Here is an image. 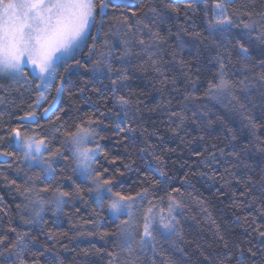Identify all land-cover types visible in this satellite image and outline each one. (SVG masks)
<instances>
[{
  "label": "snow or ice",
  "instance_id": "obj_1",
  "mask_svg": "<svg viewBox=\"0 0 264 264\" xmlns=\"http://www.w3.org/2000/svg\"><path fill=\"white\" fill-rule=\"evenodd\" d=\"M163 9L158 8L155 0L149 3H136L135 0H0V77H5L15 84L26 85L30 90L32 84H35L36 99L35 102L27 104V110H23V115H17L16 119L21 123L16 125H0V141L9 139L12 145L19 149L20 156L17 157L15 151H8L0 148V157L6 161L20 158L27 162V167L31 169L33 166L39 169V173L28 175L25 171L27 181H34L43 177L49 180L69 179L71 176L63 175V169L59 168L60 161H71L74 165L72 172L88 182L89 193H94V202L97 208L103 209L105 203L113 219L120 221L117 225L118 232L98 233L85 229L80 235H100L101 239L108 236L116 237L110 241L114 245L112 251L107 252V264H136V260L141 257L146 250L156 251V246L160 241L173 242L174 237H181L180 220L177 218L178 210L182 208V202L176 193H183L179 187L173 188L167 194V205L162 206L154 203L149 199L151 195L148 187L136 192L135 195L125 194L116 190L120 177L127 172L138 171L135 168L136 159L129 153L125 158L120 156H112L110 153L101 148L100 140L105 137L100 136L97 127L104 121L97 118L95 114L85 116H77L73 121L71 129L65 127L66 121L62 120L60 115H56V105L59 98L67 91V85L73 84V76L82 78L83 74L77 69H83L91 74V79L103 83L106 78L110 81L109 91L110 98H105V111L100 112V117L114 118L113 122L119 129L118 134L122 135L121 140L117 143L127 141L125 150L129 146L138 148V155L141 160L145 161V166L152 168L154 173H158L163 179L168 173L163 170L161 165L164 163V157L157 150L163 146L165 136L161 129H153L151 132L144 126L140 113L143 111L139 105L143 101L137 96L133 99L130 86L127 83L132 79L131 72L134 68L142 67L134 63L132 57L145 54L148 60L152 62L154 70L161 75V84L167 81L164 78L163 69L156 67L159 63L153 57L159 51V45L167 43V40L161 35L157 28L158 24L166 22L164 13L166 11L180 14V7L177 3H182L186 9L191 10L194 15L197 11V5H203L205 18V31L212 38L215 45L219 39L225 44L226 59L228 63H232V52L235 51L236 58L240 62L241 69L246 73L245 78L239 81V88L227 76V64L225 56L218 53L215 61L219 66L218 82L210 83L208 86L209 93L213 98L220 94L230 96L229 103L235 102L240 109H246L243 114L247 120L245 127L249 130L259 143L256 145L259 151L264 152V136L258 135L259 130L264 128V119L257 123L248 113V103H253L250 93L257 85L264 95V56L258 63H252L253 57L250 49L264 45V9L259 12L247 10V6L237 10L232 7L235 0H161ZM186 19H190L188 12L184 13ZM254 16L256 18H254ZM111 18L112 24H108V18ZM233 29H240L238 33H233ZM95 32L96 35H92ZM190 35L193 39L203 42L206 37L203 33L193 31L189 33L187 29L181 28L175 33L176 39L179 41L178 47L183 48L185 41L181 36ZM171 34V33H170ZM102 37V44L98 38ZM226 42V43H225ZM91 44V47L88 45ZM133 45L142 46L140 51H135ZM218 47V46H217ZM122 49L119 54L117 50ZM87 52L91 67L83 62V55ZM264 52V49H262ZM99 53V55H97ZM175 59V47L173 53ZM120 62V67H114L112 61ZM180 64L188 71L184 73L189 83L195 85L196 80L189 76L192 65H186L183 61ZM258 69V71H257ZM199 72V67H196ZM58 81V83H55ZM89 83L84 81L85 86ZM175 85V81H172ZM54 87L55 97L47 107H43V114L52 125L45 130V134H41L33 129L40 127L39 117L37 115L41 106L44 92L49 86ZM124 89H129L128 94H120ZM92 91L99 92L100 89L92 88ZM236 90L245 93L244 97L237 96ZM80 93L85 91L84 87L79 89ZM191 94L185 95L184 100L192 99ZM107 99L112 100V107H108ZM247 101L248 103H245ZM8 101L4 96H0V104H6ZM171 104H161L158 107L167 109ZM119 109V111H116ZM189 111L187 104L179 110H168L169 127L166 129L173 137L180 138L181 142H192L195 140L204 141L205 136L199 135L192 137L190 140L186 138L185 124L191 120L193 124H198V113L192 111L191 117L187 115ZM55 116V120L52 117ZM175 120H172V118ZM59 121V123H56ZM209 123H211L209 121ZM174 125V126H172ZM231 141L226 147H218L212 145L216 151H211L205 156L202 151H194L193 155L204 157L203 166L208 168L210 165H224V172L228 176L235 177V173L225 163V159L230 157L232 168H239L241 165L249 167V165L241 158L242 153L247 149V144L237 145L232 141L237 140V135L232 129ZM155 137L156 142H151V138ZM54 141L56 143H54ZM207 151V150H205ZM70 153L66 156L65 153ZM103 155L108 165H113L111 169L107 166L100 165L97 157ZM151 157V160H149ZM152 161H156L155 165ZM17 170H23L20 163L17 162ZM193 175H208L206 172H196ZM210 179H215L212 174ZM0 179L7 182V186H15L17 191L21 190V186L17 184L15 179H10L5 174H0ZM169 180L173 177H168ZM230 182V181H228ZM239 182V181H238ZM160 180H156L155 184H159ZM184 184H190L188 176L185 175ZM75 184V181H73ZM167 184V181H165ZM257 184L261 188V206L257 208V213L262 219L257 222L254 217L251 220V231L264 239V176L259 181L253 180L252 177L247 178L245 192L247 195ZM39 191L47 192L48 187L40 188ZM57 195L51 201L41 199L34 184L27 186L21 195L35 207L32 208L31 217L21 219L25 225L33 224L36 221L43 223L41 213L45 210V204L50 203L54 206L55 211L62 210V206L69 203L68 197L83 199V189L76 185L74 192L60 191L56 189ZM36 193L35 196L29 194ZM2 199V197H0ZM254 200L255 197H252ZM160 201L164 197H159ZM148 204L146 211L142 214L138 223L134 218L133 208L136 205ZM251 206V205H249ZM25 208L28 205L24 206ZM20 209L21 206L17 205ZM3 211V209H0ZM23 211V209H21ZM95 212V209L93 210ZM55 214V213H54ZM99 215L98 212L95 213ZM247 222V221H246ZM96 223V221H92ZM9 231L14 232L15 239L5 244L8 240L6 235H0V245H4L0 255L3 252L9 253L16 257V264H28L24 259V254L30 251V245L35 244L36 238L30 236L28 232L18 231L17 228L11 227L9 222ZM49 238H54L49 234ZM224 239L223 236L220 237ZM225 242V247H227ZM43 247V246H41ZM67 248V245L64 246ZM120 249L127 253V256L121 257ZM178 251H183L177 246ZM241 256L244 249H238ZM46 252H50L49 261L51 264H64L58 253H52L51 249H44L39 255L43 256ZM99 251V250H97ZM252 256H256V252L251 247L247 249ZM135 254V255H134ZM34 259L32 264H41L36 257V253H32ZM205 257V260H208ZM229 259L225 253L224 260H220L219 264H225ZM48 264V261L45 262ZM155 264V261H153ZM164 264H174L173 261L167 260ZM238 264H243L242 260ZM264 264V262H262Z\"/></svg>",
  "mask_w": 264,
  "mask_h": 264
},
{
  "label": "trees",
  "instance_id": "obj_2",
  "mask_svg": "<svg viewBox=\"0 0 264 264\" xmlns=\"http://www.w3.org/2000/svg\"><path fill=\"white\" fill-rule=\"evenodd\" d=\"M136 3H149L150 0H135ZM158 8L163 9L161 0H155ZM181 12L177 15L175 12L166 11L164 13L166 22L158 24L157 28L161 35L167 40V43L159 45V51L153 57L159 63L156 67L163 69L165 84H161V75L156 72L152 66V62L148 60V56L141 54L140 56L132 57L137 67L130 73L132 79L127 83L130 86V91L133 94V99L137 96L143 101L139 107L143 110L140 113L145 127L151 132L154 128L161 129L165 136L163 146L158 147L160 155L164 157V163L161 165L163 170L168 173V176L161 179L158 173H154L152 168L145 166V161L141 160L138 153V148L129 146L125 150L127 141L117 143L121 140L123 133H119V129L113 122L114 118L100 117V112L105 111V98L111 97L110 81L104 79L103 83L91 79V74L85 72L83 69L77 71L83 74L82 78H76L73 84L67 85V91L62 95L61 101L56 108V115H60L62 120L66 121L65 127L71 129L73 121L77 116H85L88 114H95L97 118L104 122L97 127V132L105 139L100 140L101 148L108 151L112 156H120L125 158L131 153L132 157L136 159L135 168L138 171L127 172L123 177L119 178L116 190L122 191L125 194L135 195L136 192L148 187L153 194L149 197L153 202L167 203V194L173 188L179 187L183 195L176 193L182 202V208L178 210L177 218L180 220L181 237H174L173 242L160 241L156 246V251L146 250L136 264H164L165 261H173L174 264H219L220 260H224L225 253L228 254L229 259L225 264H238L239 260L243 264H262L264 262V239L259 238L256 233L251 231V220L255 217L257 222L262 218L257 213V208L261 206V188L257 184L253 187L247 195L245 192V185L247 178L252 177L253 180L259 181L261 176H264V152L259 151L256 145L259 143L245 127L247 120L244 119L242 113L246 109H240L235 105V102L229 103L230 96L220 94L213 98L212 93H209L208 86L210 83L218 82L219 66L215 61L218 53L225 56V63L227 64L226 79L231 80L239 88V81L243 80L246 73L241 69L240 62L236 58L235 51L232 52V63H228L226 59L225 44L219 39L216 44L212 43V38L208 36L205 31V18L203 5H197V11L193 15L191 10L186 9L182 3H177ZM247 6V10L252 12H259L264 9V0H235L232 7L241 10ZM188 12L190 19H186L184 13ZM254 18H256L254 16ZM108 24H112V20L108 18ZM181 28L187 29L189 33L198 31L203 33L206 39L203 42L193 39L190 35L181 36L185 41V46L179 48V41L175 37V33ZM240 29H233V33H238ZM171 33V34H170ZM92 35H96L95 32ZM99 43L102 44V37L98 38ZM226 43V42H225ZM218 46V47H217ZM91 47V44L88 45ZM135 51L139 52L140 45H133ZM175 47V59H173ZM264 45H260L250 49L253 57L252 63H258L264 56ZM122 49L117 50V54ZM99 55V53H97ZM180 61H183L190 67L195 65L199 67L200 71H196V67H191L189 76L196 80L193 85L188 82L184 75L188 68L181 66ZM83 62L88 67L92 66L94 61L90 62L87 52L83 55ZM114 67H120V62L112 61ZM258 71V69H257ZM89 83L85 86L84 81ZM172 81H175L173 85ZM58 83V81H55ZM85 88L83 93L79 89ZM92 88L100 89L101 91H92ZM35 84L29 90L26 85L15 84L11 80L0 77V96H4L8 103L0 104V125H16L21 123L16 119L17 115H23L27 110V104L35 102L36 99ZM262 90L257 85L249 94L253 103H248V108L251 111L248 113L253 119L260 123L264 119V95ZM129 89H124L120 94H128ZM191 94L192 99L184 100L185 95ZM237 96L244 97L245 93L236 90ZM55 97L53 86L44 92V97L41 101V106L37 113L39 117L40 127L33 129L41 134H45V130L52 125L48 119L44 117L43 107H47ZM171 104L168 108L158 107L161 104ZM184 104H187L189 111L187 115L191 117L192 111L198 113V124H193L191 120L185 124V133L187 139L204 135L205 140H195L192 142H181L180 138L173 137L166 129L170 126L167 115L168 110L179 111ZM108 107H112V100L107 99ZM119 111V109H116ZM55 120V116L52 117ZM172 120H175L173 117ZM209 121L211 123H209ZM56 123H59L57 121ZM174 126V125H172ZM232 129L237 135V140L232 141L237 145L242 143L247 144V149L242 153L241 158L249 165L239 168H232L231 160L225 159V163L235 177L228 176L224 172V165L213 166L208 168L203 166L202 161L204 157H197L191 153L194 151H202L205 156L211 151H216L212 145L218 147H226L231 141ZM0 134H3L0 132ZM258 135L264 136V128L259 130ZM151 142H156V138L152 137ZM54 143H56L54 141ZM0 148L8 151H15L17 157L20 156L18 148L12 145L9 139L0 141ZM207 150V151H205ZM66 156L70 153L66 152ZM98 163L111 169L113 165H108L103 155L97 157ZM151 160V157H149ZM17 162L20 163L23 170H17ZM157 162L152 161L155 165ZM74 165L71 161H60L59 168L63 169V175L71 176L69 179L49 180L41 174L40 179L34 181H27L25 171L28 175L34 172L39 173V169L33 166L31 169L23 162L22 158L19 161L12 159L6 162H0V174L7 175L10 179H15L17 184L21 186V190L17 191L15 186H7V182L0 179V235H6L8 240L5 241L7 245L15 239V233L9 231V222L11 227L17 228L18 231L28 232L30 236L36 238V243L30 245V251L25 252L24 259L28 264H32L34 259L32 253H36V257L45 264H51L49 257L50 252H46L43 256L39 255L44 249H51L52 253H58L60 259L64 264H107L110 257L107 256L108 251L114 249V245L110 243L116 237L108 236L101 239L100 235H80L81 231L85 229L98 233L103 232H118L117 225L120 221L114 220L108 211L107 203L101 210L97 208L94 202V193H89L88 182L82 180L78 174L72 172ZM196 172H206L208 175L200 176L193 175ZM215 174V179L209 177ZM185 175L188 176L190 184H184ZM168 177H173L169 180ZM156 180H160L159 184H155ZM75 181V184H73ZM167 181V184H165ZM230 181V182H228ZM239 181V182H238ZM34 184L38 195L45 201H51L57 195L56 189L60 191L74 192L76 185L83 189V199L75 197H68L70 200L62 206V210L55 211L54 206L50 203L45 204V210L41 213L43 223L39 220L33 224L25 225L21 217L30 218L32 208L35 205L31 204L24 195H21L27 186ZM48 187L49 191H39L40 188ZM35 196L36 193L29 194ZM159 197H164L163 201ZM252 197H255L253 200ZM17 205L21 208L18 209ZM28 205V207H24ZM251 205V206H249ZM23 209V211H21ZM95 209V212L93 211ZM142 209V207H141ZM98 212L99 215L95 213ZM55 213V214H54ZM96 221V223H92ZM247 221V222H246ZM54 238H49V234ZM221 236L224 237L221 240ZM227 242V247H225ZM67 245V248L64 246ZM43 246V247H41ZM177 246L183 251H178ZM251 247L257 254L252 256L247 249ZM4 245H0L2 251ZM239 248H243L244 254L241 256ZM99 250V251H97ZM121 257L127 256V253L120 249ZM135 255V254H134ZM208 257V260H205ZM0 264H16V257L3 252L0 255Z\"/></svg>",
  "mask_w": 264,
  "mask_h": 264
},
{
  "label": "rangeland",
  "instance_id": "obj_3",
  "mask_svg": "<svg viewBox=\"0 0 264 264\" xmlns=\"http://www.w3.org/2000/svg\"><path fill=\"white\" fill-rule=\"evenodd\" d=\"M23 160V159H22ZM24 163H26L27 164V162H25V161H23ZM95 195V194H94ZM154 203H159V204H161L162 206H165V208H166V205H167V203L165 204V203H162V202H154ZM141 207H142V209H141ZM147 207H148V204L147 203H145L144 205H136V206H134V208H133V212H134V218H135V220L139 223L140 222V220H141V217H142V214L144 213V211H146V209H147ZM111 216V215H110ZM112 217V216H111ZM115 220V219H114ZM117 221V220H116ZM150 250V249H149Z\"/></svg>",
  "mask_w": 264,
  "mask_h": 264
},
{
  "label": "water",
  "instance_id": "obj_4",
  "mask_svg": "<svg viewBox=\"0 0 264 264\" xmlns=\"http://www.w3.org/2000/svg\"><path fill=\"white\" fill-rule=\"evenodd\" d=\"M61 98L62 96L59 98L58 102H57V105H56V108L58 107L60 101H61ZM46 118V117H45ZM0 162H6V160L3 158V157H0Z\"/></svg>",
  "mask_w": 264,
  "mask_h": 264
}]
</instances>
